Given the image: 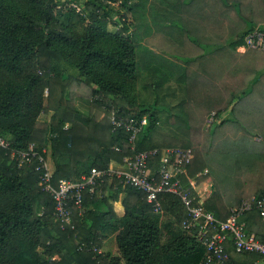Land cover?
Wrapping results in <instances>:
<instances>
[{"label":"trees","instance_id":"trees-1","mask_svg":"<svg viewBox=\"0 0 264 264\" xmlns=\"http://www.w3.org/2000/svg\"><path fill=\"white\" fill-rule=\"evenodd\" d=\"M81 1L0 0V135L9 142L0 146V264H198L206 246L198 231L183 227L187 209L178 195L160 194L158 212L143 191L106 175L99 188L84 190L82 209L70 203L75 226L63 227L38 158L19 165L12 151L31 143L48 147L57 187L61 179L79 181L141 150L191 148L192 161L178 176L195 204L226 220L242 200L264 196V51H236L247 34L264 29V0H219L239 20L229 42L235 52L170 54L186 61L181 71L176 64L164 70L161 52L144 51L145 43L159 48L161 40L156 33L145 37L143 0ZM64 8L67 22L59 17ZM84 17L88 24L80 26ZM203 64L221 77L192 83ZM140 89L150 97L141 99ZM77 97L90 99L89 111L79 109ZM113 110L147 119L134 142L131 131L114 128ZM161 157V151L150 157L152 169ZM204 181L215 190L202 201L197 186ZM121 193L124 214L118 216L114 202ZM243 221L264 240L256 208ZM115 228L117 254L87 250L101 248ZM41 252L51 259L42 260ZM226 253L235 264L263 259L238 252L232 239Z\"/></svg>","mask_w":264,"mask_h":264},{"label":"built area","instance_id":"built-area-1","mask_svg":"<svg viewBox=\"0 0 264 264\" xmlns=\"http://www.w3.org/2000/svg\"><path fill=\"white\" fill-rule=\"evenodd\" d=\"M239 49H257L264 51V29L255 28L245 37V43ZM112 124L114 128L124 127L131 131L130 142H134L136 135L147 122L146 118H124L118 116L116 110L112 111ZM213 121V116H212ZM210 121V122H212ZM9 142L0 135V146L7 148ZM46 148L42 151L31 143L26 150H13L12 155L18 157L19 165L31 164L36 158L41 163L37 169H42L41 180L45 183L46 190L55 200L56 216L62 222L74 228L73 212L70 206L74 202L79 208H83L84 190L94 191L103 182L106 175L116 176L124 184H129L143 191L147 200L154 205L156 211H161L162 202L160 194L171 192L178 195L187 209V217L183 220V227L189 231H198V237L206 246V253L198 264H235L228 261L226 243L232 239L238 252H258L263 256L262 260H256L245 264H264V240L258 238L255 233L247 232L245 224L240 222L242 215L256 208L264 222V196L254 195L242 200L239 206L232 208L231 215L226 220L216 217L214 212L207 210L202 203L195 204L194 196L190 188L186 187L178 176L182 165H188L193 158V151L187 147H166L152 150L138 151L133 157L125 158L120 168L110 167L107 170L93 169L82 175L81 180L73 181L61 179L56 187L52 183V168L45 156ZM162 153L160 166L152 169L150 157ZM186 172V171H185ZM80 249H84L81 246ZM102 252V248L93 246L87 250Z\"/></svg>","mask_w":264,"mask_h":264},{"label":"crops","instance_id":"crops-1","mask_svg":"<svg viewBox=\"0 0 264 264\" xmlns=\"http://www.w3.org/2000/svg\"><path fill=\"white\" fill-rule=\"evenodd\" d=\"M142 4L145 22L150 27L145 37L156 33L161 40L159 48H153L145 41H142L145 43L143 49H145L144 51L155 50L161 52L160 62L164 70H170L169 67L165 66L166 64L169 66L176 64V68L180 71L187 68L185 60L170 54L235 52L229 42L234 30L238 27L239 20L219 0H143ZM196 38L200 42L193 41ZM236 51L245 52L239 49V46ZM205 66L206 64L199 66V73L192 74V83L210 82L215 78L221 77L213 69V66ZM202 70L212 71L215 77L208 76ZM171 81L177 83L179 79ZM182 83L184 84V82ZM77 105L81 111L87 112L91 105L90 99L77 97ZM121 164L117 161H112L110 167L120 168ZM214 190L215 188L211 181H204L197 186V191L202 201L209 197ZM125 195L124 193V196L119 199L121 205ZM119 201H116V203ZM120 209L121 213L116 211L118 216L124 214L123 205ZM242 223L245 224L244 221ZM112 229L109 231L111 232ZM109 231L106 234H109ZM118 231L119 229L114 233L112 232L114 235L113 249L107 247V249H102V251L109 252L112 255L117 254L116 234ZM110 235L107 236L110 237Z\"/></svg>","mask_w":264,"mask_h":264},{"label":"rangeland","instance_id":"rangeland-1","mask_svg":"<svg viewBox=\"0 0 264 264\" xmlns=\"http://www.w3.org/2000/svg\"><path fill=\"white\" fill-rule=\"evenodd\" d=\"M83 1V0H82ZM81 1V2H82ZM84 2V1H83ZM62 13L63 14H61L59 17H60V20L61 21H63V22H67V20H68V8H64L63 10H62ZM88 17H84L83 19H81V21L79 22V24H80V26H84V25H87L88 24ZM140 93H141V99H148L149 97H150V93L148 92V91H146V90H142V89H140ZM142 96H143V98H142ZM46 116V115H45ZM49 115H47L45 118H48L49 119ZM44 120V119H43ZM210 121H212V116L211 117H209V119H208V122H210ZM46 148V150L47 151H49V148L48 147H45ZM49 157V156H48ZM48 160H49V163H50V165H52V160L50 159V158H48ZM51 168H52V166H51ZM84 174H86V173H84ZM83 174V175H84ZM124 196V193H121L120 194V199L122 198ZM121 202L119 201V202H115L114 203V206H115V210L117 211V212H120L121 213V209L120 208H122V205L120 204ZM161 214H162V219L163 220H166V219H168L170 216L168 215V213H166L165 211H164V209L162 210V212H161ZM175 219V218H174ZM118 228H115L114 230H112L108 235H110V237H108V236H106L105 238L106 239H104V241H103V245H102V249H107V247L109 248H111V249H113V247H114V235L112 234V232L114 233L116 230H117ZM165 229L163 228V233H164V235H163V241H165V240H167V233L165 234ZM51 257L52 256H48L47 254H45L44 252H41V258H42V260H45V259H47V260H49V259H51ZM57 259H59V257H56Z\"/></svg>","mask_w":264,"mask_h":264}]
</instances>
